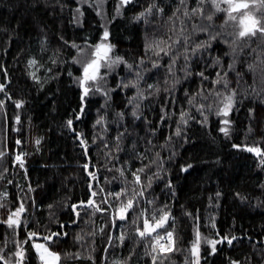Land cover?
Wrapping results in <instances>:
<instances>
[{
    "label": "trees",
    "instance_id": "1",
    "mask_svg": "<svg viewBox=\"0 0 264 264\" xmlns=\"http://www.w3.org/2000/svg\"><path fill=\"white\" fill-rule=\"evenodd\" d=\"M100 2L101 0H89L90 4L99 5ZM119 2L120 0H106L102 8H96L89 4L82 5L81 0H59V2L58 0H0V83L6 86L5 91L0 92V99L6 101L5 105L0 106V151L4 152L3 157H0V248L3 249V254L6 259L12 261L13 257L9 253L14 249L13 239L24 238V230L18 229V236L14 237L12 228L2 222L22 201L26 211L22 213L21 220L22 223L27 222V229L38 230L43 235H47L49 231L58 230L57 221H59L63 226L59 230L68 233L66 237L57 241L52 249L61 253L60 264H91L87 259L89 254L94 257L95 264H113L116 260L123 261L128 256L129 249L134 253L130 264H150V258L144 254L148 240L137 242L139 238L133 232L131 220L137 213L130 212L127 221L119 222L127 233L125 243L120 245L113 241L110 246L107 236L119 233L115 228L105 227L109 212H96L92 215L90 209L81 207L79 209L81 219L73 223L70 215L74 216V214H70L65 206L84 199L90 191L98 193L94 199L100 203L102 197L109 191L119 190V187L124 186L126 182L130 189L133 177L126 173L127 181H125L119 176L116 168L121 167L125 160L134 167H139L140 161L130 159L131 141L136 140L138 149L143 150L149 147L147 140L150 139L156 147L152 148V153L149 155L160 151L161 155L167 158L175 153L171 160L165 159V170L160 173V179L154 180L152 189L145 192L146 200L153 203L148 204L142 199L138 205V208H147L149 213L168 205L172 215L176 217V246L182 251L167 254L162 264H184V257L188 255L190 241L194 238V221L184 215L185 210L200 217L195 225L202 234V256L208 247L203 243V238H219L214 236L217 229L221 235L241 237L231 246L227 243L223 246L217 245L220 251L209 258L208 264H227L229 257L241 260V264H247L244 260L245 256L251 258V264H264V189L260 187L264 184V166H259V158L255 154L247 152L243 147L239 149L232 147L234 143L242 146L259 144L264 147V93L257 95L248 88V94H244V89L252 83L251 73L245 74L246 83L242 81L238 89L241 95L236 97L230 115L233 121L230 125V137H225L219 131L218 123L222 117L216 115L214 108L211 111L206 109L205 115L208 116L206 124L198 122L202 117L195 109H189L196 120L189 121L188 141L184 142L181 138L173 136L170 147L161 149L160 145L164 143L170 132L174 131V121L178 119V116H173L167 123L160 122L161 105L176 110L181 106L188 108L184 89L189 92L195 91L199 85V78L193 75L187 80L182 79L183 57L180 56L174 69L175 76L181 78V81L169 97L163 91L165 68L161 67L159 72L153 69L146 74L147 83L159 81L161 91L158 95L144 100L141 107L143 115L151 123L133 121L130 116L131 106L128 105L125 122L129 123V132L132 135L122 145L123 151L116 154L120 156V160L113 158L106 163L105 149L100 140L96 141V145H99L97 148L89 139L88 152L93 158L90 170L96 173L98 182L88 177L87 172L83 170L82 165L88 157L82 155L83 149L76 136L80 132H83L86 138H90L93 134L100 135V127L93 128V124L98 109L100 114H104L105 110L102 106L105 101L101 95L93 96L88 101L87 114L82 118V122L74 119L78 93L81 91L74 82V76L79 75L76 71L79 66L73 67L70 60V55H74L75 50L64 47L59 37L63 36L69 41L74 40L77 44H82L84 40L95 43L99 42L103 29L107 27L110 32L109 41L115 45L114 54L124 56L130 62L145 56V66L150 67L147 56H151L152 52L149 50L145 53V37L147 36L151 41L166 39L168 35H172L168 31L171 25L166 22L167 15L153 14L148 18V24L143 20L132 19L137 12L146 7V0H134L133 4L122 9L121 15H116L115 9L119 6ZM176 2L177 0H164L165 4L172 7H175ZM189 3L191 5V0ZM61 4L64 5L63 9L60 7ZM80 7L83 8L82 24H77L74 20L77 15L75 9ZM98 12L100 14H97ZM176 25L178 29L179 21ZM186 27L188 32H191V24L186 23ZM45 37H47L45 45L47 51L41 53V41ZM198 38H203V34L193 35L191 40L195 41ZM241 47L244 45L241 44ZM252 48L257 49V52L264 56V51H261L264 49V42L259 38H253L250 47H244L242 61L251 63L255 60L256 54L248 55ZM57 49H59V59L67 60L68 63H60L59 59L57 64L51 63L49 57H52ZM220 51L221 47L217 46L213 55L219 54ZM33 57L44 67L28 66L27 61ZM223 59L227 60L228 57ZM167 60L168 58L165 57L161 63L164 64ZM202 66L201 61L200 67ZM47 68H51L52 71H46ZM237 68H240L239 63ZM68 70L73 72L72 77L68 75ZM32 71H36L42 80H48L43 88L38 87L28 75ZM121 74L123 75L124 72ZM206 75H211V78L215 79L211 68L207 69ZM232 77L233 74L230 73V87H235ZM256 79L259 92V68ZM171 81L172 77L169 76V85ZM111 83L110 78V86ZM145 86L142 82L141 87ZM204 87L205 94L213 87L222 90L220 85L214 86L210 82H206ZM134 92L135 89H132L113 94L111 107L107 109L109 139L116 133L117 124L113 122L115 112L125 107L126 97ZM145 95L147 96V93ZM8 96L12 99H7ZM173 98L175 103L170 104L169 101ZM17 99H24L26 103L21 108H16L13 101ZM204 103H212V98ZM249 108L254 111L250 113ZM16 115L20 116L19 122L15 119ZM68 119H73L75 133L66 126ZM133 124L137 126L135 129L131 127ZM249 125L252 128L251 133H248ZM153 126L158 129L155 135L149 131ZM37 139L41 141L39 145L35 143ZM17 140L21 143H16ZM18 154L23 157L24 167H20V163L15 159ZM217 159L221 163L217 164ZM186 163H191L193 168L188 172H181L180 165ZM151 171H156L155 166H152ZM169 179L172 181L174 191L165 187ZM88 182L92 183V189L88 188ZM101 188L104 189L103 193L100 192ZM217 191L221 193L219 199L215 196ZM236 193L247 199L242 201L235 195ZM108 200H113V197L109 196ZM49 204H53L54 207L49 209ZM210 219H214L216 229L211 228ZM86 221H94V223H85ZM101 227H104L107 235L98 231ZM92 231L96 232L94 236L87 235ZM78 233L83 236V240L75 239ZM247 237H251V240ZM33 239L43 242L42 236ZM20 247L27 245L21 244ZM65 253H80V256L71 258ZM0 264H3V261H0ZM25 264H41L34 249L28 248ZM157 264H161V261L158 260ZM202 264H204L203 259Z\"/></svg>",
    "mask_w": 264,
    "mask_h": 264
},
{
    "label": "snow or ice",
    "instance_id": "2",
    "mask_svg": "<svg viewBox=\"0 0 264 264\" xmlns=\"http://www.w3.org/2000/svg\"><path fill=\"white\" fill-rule=\"evenodd\" d=\"M59 2V0H58ZM106 0H101L100 4H90L89 0H81V4H89L91 7L102 8L103 3ZM134 0H120L119 6L116 7V15L122 14V9L127 8L133 4ZM163 5V6H161ZM63 9L64 5H60ZM167 9V11H166ZM76 16L74 20L77 24H82L81 17L83 16V8L75 9ZM170 12V14H168ZM97 14H100L99 12ZM153 14L159 16L167 15V23L171 26L168 31L172 35H168L167 38H159L149 41L147 36L145 37L144 50L147 53L151 50L152 55L147 56V61L150 67L145 66V56H140L133 61H129L124 56L114 54L115 45L109 41L110 32L107 27L103 29L102 38L99 42L90 43L88 40H84L82 44H77L76 41L65 40L63 36H60V41L63 42L64 47L75 50L74 55H70V60L73 67L77 65L76 71L79 75L74 76V82L79 86L81 90L78 93V105L75 110L74 119L82 122V118L87 114L86 107L88 101L96 95H101L104 98V105L102 108L105 110L104 114H100L98 109L97 118L93 124V128L100 127V135L93 134L90 138H86L83 132L77 134L76 139L80 141V146L83 149V156L88 157V160L82 165L84 171L87 172L88 177L98 182V176L95 172L90 170L92 157L89 155V139L92 145H96L97 139L103 145L104 156L106 163L110 162L113 158L120 160V156L116 155L123 151L122 145L125 140L130 138L132 133L129 132V123L125 122L127 113V106H131L130 116L133 121H142L145 124L151 122L147 120V117L143 115L141 110L142 102L150 96H156L160 93L159 81L155 83H147L146 74L155 69L159 72L161 67L165 68L166 74L163 81L165 87L163 91L168 94L169 97L176 90V86L180 84L181 78L175 76L174 66L180 56L183 57V67L181 71L184 73L182 79L187 80L189 77L195 75L199 78L198 88L189 92L184 89L185 99L188 108L181 106L178 110L169 109L167 105H161L159 120L162 123L172 120L173 116H178V119L174 121L175 129L164 139V143L160 145L161 149L170 147V143L173 136L181 138L184 142L188 141L187 128L189 121L196 120V117L192 115L189 109H195L202 119L198 121L201 124H206L208 116L205 115L206 109L211 111L215 109L217 116L222 117L218 123L219 131L224 134L225 137H230V125L233 121L230 119L231 112L236 103V97L241 95L238 91L241 82L244 81L245 74L251 73L252 83L244 89V94H248V88L252 93L257 95L264 93V56L257 52V49L252 48L248 55H255V60L251 63L241 60V55L244 53V47H250V43L253 38H259L264 42V0H177L175 7L167 5L164 0H146V7L137 12L132 19L135 21H141L145 24L149 23V17ZM115 18V17H113ZM179 21V28L177 29L176 22ZM187 24H191V32H188ZM231 29V30H229ZM196 34H203V38H198L195 41L191 40V37ZM173 36L175 38H173ZM47 37L42 41L41 53L47 51L46 48ZM241 44L244 47H241ZM220 46L221 51L217 55H213L216 47ZM226 46V50H225ZM175 49V51H174ZM182 49V51H180ZM261 51H264L262 49ZM163 54V55H161ZM59 49L53 52V56L49 57L52 64H57L59 59ZM168 58L167 62L162 64L161 61ZM223 57H228L227 60ZM203 62V66L200 67V62ZM60 63H68L67 60L59 59ZM238 63L240 68H237ZM30 67H44L40 61L35 57L30 58L27 61ZM123 65V68H121ZM194 65L196 67H194ZM199 68V70H197ZM208 68L212 69L215 79L211 78V75H206ZM259 68L260 84L259 92L257 91V70ZM102 69L104 70L102 72ZM46 71L51 72V68H47ZM121 72H124L122 75ZM232 73V79L235 81V87H230L229 74ZM28 75L33 81H35L38 87L43 88L44 84L48 82L47 79H41L37 75L36 71L29 72ZM68 75L73 76V72L68 70ZM169 76L172 77L171 84L169 85ZM131 77V78H129ZM111 78V86L109 85V79ZM145 83V87H141V83ZM220 85L222 90H217L216 87L207 90L205 94V83ZM246 83V81H244ZM6 86L0 83V92L5 91ZM135 89V92L131 96L126 97L125 107L120 111H116L113 122L117 124L116 133L110 139L107 137L109 131V122L107 119V109L111 107L110 101L113 99V94L119 92H128ZM147 93V96L145 95ZM212 98V103H204ZM7 99H12L8 96ZM6 101L0 99V106L5 105ZM16 108H21L26 101L24 99H17L13 101ZM170 104L175 103V99L169 101ZM248 111L252 113L254 109L249 108ZM17 122L20 121V116L16 115ZM223 126H219V125ZM66 126L72 131L76 132L73 127V119L66 121ZM133 129L136 125H131ZM171 128V125H169ZM152 135L158 131L156 127L149 129ZM252 132L251 125H249L248 133ZM40 139H37L35 143L40 144ZM16 143H21L17 140ZM111 145V147H110ZM147 145L143 150H139L137 147V141H131V157L130 159L140 161L139 167H134L125 160L121 167L116 168L119 176L127 181V176L133 177L129 189L127 182L124 186L119 187V190H112L103 196L100 203H97L94 199L98 193L96 191H90L84 199H80L74 203H68L65 206L70 214V219L73 223L80 221L81 207H86L91 210V214L95 215L96 212H109L108 223L105 227L115 228L118 235H108L107 242L111 246L113 241L123 245L127 238V233L123 230V225L119 222L127 221L131 213H137L132 217L131 224L133 232L139 238L137 242L148 240V246L145 248V256L150 258V264H157V261H161L167 258V254H174L175 252L182 251L178 248L176 237V217L172 215L171 208L165 205L152 213H149L147 208H138L141 200L144 199L146 203L151 204L153 201L146 200L145 192L152 189L154 180L160 179V173L164 171L165 159L171 160L175 155L173 152L167 158L161 155L160 151L152 153V148L156 147L152 144V141L147 140ZM99 148V145H96ZM233 148L243 147L247 152L255 154L259 158V166H264V147L259 144L248 145L244 144H232ZM4 152L0 151V157H3ZM16 160L20 162V167H24V160L22 155L18 154ZM147 161V163H144ZM217 164L221 163L219 159ZM106 166V165H105ZM152 166H155L156 171H151ZM115 167V166H114ZM193 168L191 163L180 165L179 170L181 172H188ZM111 171V169H109ZM143 179H142V175ZM107 179V178H106ZM169 190L172 189V181L169 179L165 185ZM260 187L264 189V184ZM88 188L92 189L93 185L88 182ZM104 189L101 188L100 192L103 193ZM174 191V190H173ZM6 195V194H5ZM242 201L247 197L236 193ZM113 197V200L109 201L108 197ZM217 199L221 196V193L217 191L215 193ZM211 201V197H209ZM101 205H104L103 207ZM53 204H49L48 208L52 209ZM26 211L24 203L21 201L19 206L15 208V211L7 216L2 221L12 228L13 236H18V229L24 230L23 240L13 239L14 249L9 253L13 257L12 261L6 259L3 254V249L0 248V261L3 264H25L27 260L28 248L34 249V253L38 255L41 264H60L61 253L54 251L53 246L57 241H60L62 237H66L68 233L59 230L63 226L57 221L58 230L49 231V234L43 235L38 230L27 229V222L21 220V215ZM51 216L52 213L50 212ZM184 215L190 217L194 221V238L190 241V247L188 248V255L184 257V264H208L210 257L215 256L218 251L217 245L227 243L228 246L233 245V242L241 239L235 235H221L217 229L214 232V236L219 239L203 238V243L208 245L204 250L202 256L201 243L202 234L199 231L195 222L200 219L199 215H194L192 212L185 210ZM138 221L140 223H138ZM94 223V221H86L85 223ZM211 228L216 229L214 219L209 221ZM101 234H105L104 227L98 229ZM95 231L87 233L89 236H94ZM7 233L5 232V236ZM42 236L43 242H37L35 237ZM76 240H83V236L79 233L75 236ZM251 240V237H247ZM21 244L27 245V247H20ZM94 251V249H93ZM106 251V250H105ZM133 250L129 249L128 256L123 260L113 261V264H130L133 256ZM65 255L76 258L80 256V253H65ZM87 259L91 261V264H95L94 257L89 254ZM247 264H251V258L244 257ZM227 264H241V260L227 258Z\"/></svg>",
    "mask_w": 264,
    "mask_h": 264
},
{
    "label": "water",
    "instance_id": "3",
    "mask_svg": "<svg viewBox=\"0 0 264 264\" xmlns=\"http://www.w3.org/2000/svg\"><path fill=\"white\" fill-rule=\"evenodd\" d=\"M22 159H23V157H22ZM217 239H219V238H217ZM226 243V242H225ZM222 246H223V244H221Z\"/></svg>",
    "mask_w": 264,
    "mask_h": 264
}]
</instances>
